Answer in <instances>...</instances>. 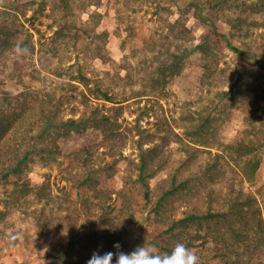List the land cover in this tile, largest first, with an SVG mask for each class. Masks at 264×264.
Returning <instances> with one entry per match:
<instances>
[{
    "label": "rangeland",
    "instance_id": "1",
    "mask_svg": "<svg viewBox=\"0 0 264 264\" xmlns=\"http://www.w3.org/2000/svg\"><path fill=\"white\" fill-rule=\"evenodd\" d=\"M205 1L0 0V9L15 4L16 8H6L20 13V23L32 35L37 64V71L30 73L32 69L28 72L21 63L0 61L4 90L16 94L12 83L20 76L40 91L56 86L59 81L42 66L49 56L45 48L53 45L58 46L61 57L52 59V67L56 63L75 69L80 66L93 86L99 82L112 96V102L96 99L87 88L78 86L62 117H90L98 109L100 116H110L117 127L107 135L98 130L72 133L60 141L58 161L45 166L38 158L31 166L33 184L49 181L52 185L58 203L48 206L47 212H53L55 226L56 219L64 216L58 209L63 195L74 197V180L84 177L79 160L72 156L79 149L100 146L91 164L99 168L109 163L114 168L107 173L112 176L108 181L107 174L103 178L107 188L102 203L113 210V220L128 223L132 214L139 221L146 217L143 193L136 182L141 146L154 150L157 166L164 164L151 180L157 197L169 187L170 175L182 160L192 161L186 176L201 177L202 171L215 164L218 154L235 156L229 144L264 133V71L234 52L221 37L231 34L233 45L261 54L264 0H232L219 9H203L200 12L208 18L203 23L196 17L200 13L196 4ZM66 23L69 26L60 38L56 32ZM198 45H205L206 51L185 59L186 50ZM103 46V54L112 61L98 56L97 49ZM213 174L214 180L194 182L195 191L177 198L169 214L179 217L195 207L207 210L211 203L215 209L224 208L227 199L239 192L258 198L263 205L264 156L253 182H244L240 167L225 161L213 168ZM9 192L8 187L0 188V201L8 199ZM96 195L89 192L94 206L100 204ZM33 208L35 205H26L13 215L0 242L1 264H53L50 237L39 235L34 217L27 215ZM153 229L147 227L140 233ZM195 250H199V264L216 262L212 244Z\"/></svg>",
    "mask_w": 264,
    "mask_h": 264
},
{
    "label": "trees",
    "instance_id": "2",
    "mask_svg": "<svg viewBox=\"0 0 264 264\" xmlns=\"http://www.w3.org/2000/svg\"><path fill=\"white\" fill-rule=\"evenodd\" d=\"M231 1L206 0L202 5L196 4L200 8L197 11L219 9ZM8 6L16 8L15 4ZM6 7L0 9V61L8 63L12 60L16 64L21 63L27 71L32 69L30 73L37 71L32 35L20 23V13ZM201 12L196 17L206 23L208 18ZM66 26L69 24L61 25L56 35L62 38ZM221 37L228 41L234 52L253 60L264 71V49L261 54L255 50H243L232 44L231 34ZM45 49L49 56L42 66L49 70L48 75L59 81L53 88L50 86V89L42 91L33 89L20 76L12 83L17 89L14 94L4 90L6 82L0 78V188L8 187L10 191L9 198L0 201V242L5 239L7 226L15 212L21 211L26 205H35L27 215L34 217L39 235L50 237L52 251L49 258L53 264H86L93 252H115L113 245L116 243L125 252L144 243L154 245L158 252L165 253L170 252L177 242L184 243L197 255L199 250L196 248L212 244L216 262L207 264H264V202L261 206L258 198L239 192L236 197L227 199L224 208L215 209L211 203L207 210L195 207L193 211L179 217L169 214L177 198L195 191L194 182L214 180L213 168L224 161L240 167L244 182H253L264 156V133L259 132L229 144L235 156L229 158L225 154H218L215 164L202 171L201 177L186 176L187 166L192 161L188 158L182 160L170 175L169 187L157 197L151 187V180L164 169V164L157 166L152 157L154 150H145L141 146L136 182L143 193L142 207L146 217L139 221L132 214V221L128 223L113 220V210H108L109 206L102 203V194L107 188L103 178L114 168L109 163L99 168L91 164L95 150L100 146L90 145L79 149L72 156L79 160L84 177L74 180V197L71 193L63 195V203H59L58 209L64 216L56 219L58 224L55 226L53 212H47L48 206L58 203L53 196L52 185L49 181L33 184L29 178L31 166L37 163L38 158L45 166L58 161L60 141L70 134L98 130L107 135L117 127V123L106 114L100 116L98 109L90 117H71L67 120L62 117L65 104L76 97L80 85L87 88L96 99L112 102V96L99 82L93 86V80L80 66L75 69L72 65L66 67L56 63L52 67V59L61 57L60 49L58 46L53 48V45ZM97 50L98 56L105 62L112 61L103 54L106 53L104 46ZM197 51L205 52V45L187 49L185 59ZM83 95L88 97L84 91ZM111 177L107 174L106 180ZM90 191L97 193L96 199L100 204L94 206ZM147 227L154 229L150 233H140ZM223 228L224 231H221ZM112 264H115V259Z\"/></svg>",
    "mask_w": 264,
    "mask_h": 264
},
{
    "label": "clouds",
    "instance_id": "3",
    "mask_svg": "<svg viewBox=\"0 0 264 264\" xmlns=\"http://www.w3.org/2000/svg\"><path fill=\"white\" fill-rule=\"evenodd\" d=\"M113 247L115 252H93L86 264H112L114 259L115 264H199V256L181 242L165 253L158 252L154 245L144 243L128 252L121 250L119 243Z\"/></svg>",
    "mask_w": 264,
    "mask_h": 264
}]
</instances>
